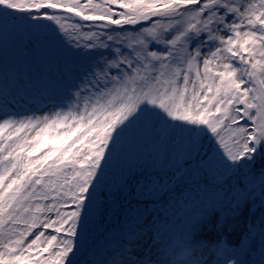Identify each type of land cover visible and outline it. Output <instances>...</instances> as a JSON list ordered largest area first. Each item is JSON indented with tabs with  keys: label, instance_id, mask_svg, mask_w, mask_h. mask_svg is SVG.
<instances>
[{
	"label": "snow or ice",
	"instance_id": "obj_1",
	"mask_svg": "<svg viewBox=\"0 0 264 264\" xmlns=\"http://www.w3.org/2000/svg\"><path fill=\"white\" fill-rule=\"evenodd\" d=\"M0 18L76 62L54 111L0 101V264H264V219L229 244L196 218L170 244L157 207L193 173L237 209L259 181L264 202V0H0ZM136 127L174 158L167 181H107Z\"/></svg>",
	"mask_w": 264,
	"mask_h": 264
},
{
	"label": "rangeland",
	"instance_id": "obj_2",
	"mask_svg": "<svg viewBox=\"0 0 264 264\" xmlns=\"http://www.w3.org/2000/svg\"><path fill=\"white\" fill-rule=\"evenodd\" d=\"M4 52L8 53V58L4 57ZM75 64L54 37L44 36L36 30L0 18V101L11 102L17 111L26 110L29 104L35 103L39 109L35 112L36 115L48 114L55 109L45 108L46 105H64L69 102L66 97L72 87L71 71ZM7 75H11L13 79L10 80ZM5 81L8 83H4ZM22 99L28 103L22 104ZM32 114L30 111L20 112L21 116ZM131 143H134V146H131ZM165 163H169L171 169H165L166 166H162ZM174 164L175 160L171 154L153 147L144 129L136 127L122 139L106 179L109 183H115L131 166L140 167L141 170L146 167L149 172H158L165 176L167 181V174L173 170ZM208 167L214 174L221 170L217 162H212ZM254 167H264V161L258 159ZM175 185H184L177 190L174 200L177 203L179 218L192 210V214L195 212L201 215L204 211L210 212L222 208L227 202H232L216 187L206 186L203 180H200L199 173H193L183 182L172 181L167 184L173 189ZM253 188V194L260 192L259 181L253 182ZM192 214L186 221L176 225L180 232L174 231L176 235L173 243L184 239V231L188 234L196 220V216ZM255 260L256 264H259L260 257Z\"/></svg>",
	"mask_w": 264,
	"mask_h": 264
},
{
	"label": "trees",
	"instance_id": "obj_3",
	"mask_svg": "<svg viewBox=\"0 0 264 264\" xmlns=\"http://www.w3.org/2000/svg\"><path fill=\"white\" fill-rule=\"evenodd\" d=\"M4 57L8 58L7 52H4ZM7 76L10 80L13 79L11 75ZM4 83L8 82L5 81ZM130 145L134 146V143H131ZM162 166H166L165 169H171L169 163L162 164ZM183 186L184 185H175L174 189L167 186L162 189H171L170 199L166 197L165 199L168 200V203L164 204L162 202L157 206L158 215L161 217V222L158 224L159 231L163 238L170 244H174L173 238L176 235L174 231L176 230L180 232L176 225L186 221V218L193 213L192 210L182 218L177 217L178 208L176 205L177 203L176 201L174 202V200L177 196V190L181 189ZM192 215H195L199 220L198 231L196 233L197 240L218 241L223 237L227 239L229 244H235L240 239L241 235L245 234L253 225L256 226V231H259V228L262 226L261 219H264V202H262L259 192L247 198L246 202H244L238 209L232 202H227L222 208L210 212L204 211V214L201 215H197L194 212ZM186 234L187 232L185 233L184 231L185 237L187 236ZM170 250L171 248L167 251L169 252ZM193 258L199 257L197 256Z\"/></svg>",
	"mask_w": 264,
	"mask_h": 264
}]
</instances>
